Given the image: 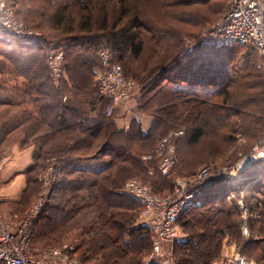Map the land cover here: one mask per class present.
I'll return each instance as SVG.
<instances>
[{"label": "trees", "instance_id": "1", "mask_svg": "<svg viewBox=\"0 0 264 264\" xmlns=\"http://www.w3.org/2000/svg\"><path fill=\"white\" fill-rule=\"evenodd\" d=\"M10 1L17 16L22 17L23 6L34 3ZM212 1L59 0L56 4L49 0L57 7L48 23L33 24L29 16L25 17L30 30L42 32L39 43L23 47L15 41H0V152L15 143L23 149L33 148L34 163L28 172L37 175L44 163L54 158L52 162L63 174L51 185V196L35 224L30 246L35 241L59 242L63 233L81 229L75 255L83 261L127 264L123 260L133 255L132 262L141 264L154 234L139 224L143 209L125 191L126 182L144 169L147 177H153V181L149 179L153 191L167 196L173 191L175 181L171 178L182 161L181 145H197L211 121L215 130L224 129L222 136L226 137L240 118L233 106L245 113L255 109L264 113V91L253 85L248 73L254 68L248 63L252 55L249 49L255 52L252 47L205 45L200 40L191 52L181 47L182 30L175 21L194 22L196 14L178 8ZM148 6L156 7L171 21L150 18ZM28 9L27 14L31 7ZM165 30L169 33H160ZM104 47L111 52L112 64L121 65L123 71L127 66L129 73L140 79L137 110L153 118L147 131L137 120L128 130L120 129L115 121L118 110L107 116L110 102L100 96L95 82L97 71L103 68L99 53ZM164 47H172L173 53L155 59L152 67L142 62L144 69H135L133 63L141 60L147 48L156 58ZM54 52H62L64 57V76L57 82L47 64ZM210 52L225 62L214 65ZM241 72L244 80L239 79ZM77 97H82L84 104L71 101ZM181 125L188 132L173 140L178 163L170 175L159 172L158 160L149 162L151 168L146 167L142 157L154 153L158 143ZM98 156L108 159L104 168L92 171L83 166ZM193 171L186 165L181 169L187 177L198 173ZM259 173L262 177L244 191ZM243 176L248 178L241 183L209 180L194 187L199 190L195 202L177 222L182 236L174 246L177 264H217L228 244L237 245L251 264H264V162L250 167ZM242 191L250 211V230L257 232L251 239H245L242 232L244 220L238 205ZM81 216L84 225L80 221L71 225ZM91 216L96 219L86 222ZM69 221V226L55 228L56 222Z\"/></svg>", "mask_w": 264, "mask_h": 264}, {"label": "built area", "instance_id": "2", "mask_svg": "<svg viewBox=\"0 0 264 264\" xmlns=\"http://www.w3.org/2000/svg\"><path fill=\"white\" fill-rule=\"evenodd\" d=\"M41 37V33L30 30L18 18L15 6L10 0H0V41H15L23 47H33L39 43ZM202 39L205 45L250 46L259 56L264 57V0H231L227 13L207 28L202 34ZM194 44L192 40L186 41L189 51H193ZM103 49L99 54L103 68L97 71L95 82L100 96L110 102L107 116H111L115 110L129 108L135 96L138 95V85L133 79L125 76L121 65L111 63V52L108 47ZM63 59L62 52L51 53L48 57V68L55 81H59L64 75ZM184 135V130L166 135L158 143L154 153L143 157V162L148 164L153 160H158L159 172L166 177L169 176L173 167L178 163L173 140ZM260 162H264V131L250 154L240 162L225 166L208 165L191 178H179L173 191L167 196L161 197L154 193L151 186L142 180L128 181L125 184V191L140 203L143 208L144 225L154 234L151 257L155 258L160 255L164 264H170L166 258L172 256L173 247L182 239L177 225L178 219L185 209L194 204L199 193V190L194 187L209 180L241 183L246 180L243 173ZM257 178L259 176L248 182L245 189L249 184L257 181ZM244 191L238 196V205L243 214V235L248 237L250 211L244 203ZM231 196L235 198L234 194ZM48 201L49 193H42L25 217L18 222L8 221L6 217L0 215V264H85L75 257L73 244L51 247L40 251L37 257L31 255L30 243L35 224ZM220 264L251 263L237 253L233 257L224 258Z\"/></svg>", "mask_w": 264, "mask_h": 264}, {"label": "rangeland", "instance_id": "3", "mask_svg": "<svg viewBox=\"0 0 264 264\" xmlns=\"http://www.w3.org/2000/svg\"><path fill=\"white\" fill-rule=\"evenodd\" d=\"M33 1L34 3H32L29 6L31 7V12L29 11V13L27 14L26 12L27 10H29L28 9L29 7L25 8L23 6L22 15L24 18L20 15L18 16V18L21 21H23V23L26 26H27L26 23L28 21L25 20V17L27 16L30 17V19L33 21V24H37V23L40 24L39 23L40 21L48 23L50 16L53 15V12L55 11L57 6H55L54 3L52 4L48 3L49 0H33ZM57 1L59 0H54L56 4L58 3ZM230 2L231 0H214L210 4H204V5L196 4V5H190L189 7H179L178 9L181 11H188L190 13H193L194 16L196 14V17H193L196 22L194 21V22H188L186 24H181L175 21L176 24L180 25L178 26V28L182 30V36L180 35L181 36L180 37L181 47L186 48L188 52H191L186 47L187 40H192L193 42H195L194 44L195 47L198 44L199 40L203 42L202 34L205 33L208 27L213 25L221 17H223V15L227 13ZM219 8H220V14H219ZM147 9H148L150 18L154 19L155 21L157 22L161 21L163 23L171 21V18L168 15H165V14L163 15L162 11H159L156 7L148 6ZM36 31L42 34L40 30L39 31L36 30ZM160 33H169V32L165 30V31H161ZM172 38H175V37L173 36ZM105 43L107 44V42ZM172 50H173L172 47L170 48L164 47L162 48V51L155 58L154 56L152 57V50L150 48H147L141 60L138 62H135V64L133 63V66L135 67L136 70H142L144 69L142 62H147V64H149V67H152L155 63V59L158 60L164 54L165 56H170L173 53ZM249 50L252 52V55H250L251 57H249L248 63L254 66V68L253 67L250 68L248 72L252 75V77L250 78V81H252L253 85L257 89L264 91V57L259 56L251 48ZM218 53H221V52L218 51ZM212 54L213 52H210L208 55L211 56ZM215 55L216 53L211 56L214 58V62H213L215 63L214 65L217 64L221 66V64L224 63L225 60L222 59V57H220L219 55H217L216 57ZM151 57L153 58V60ZM201 58L202 56H200V61L198 59L197 61L201 62L202 60ZM130 67L131 66H129V70H130ZM63 68H64V61H63ZM124 71H125V76L130 79H133L135 83L138 85V90H137L138 95H136L134 99L136 100V103H137L138 97L140 95L139 94V87H140L139 83H141V81L136 75H132L129 73V71L127 70V66H124ZM243 75H244V72L241 75H239L240 80H244ZM239 101L240 100H236V102L238 103ZM233 109L236 110L237 113H239L240 118L238 117L239 120H237L238 121L237 126H235V128H232V131H227L228 135L226 137L222 136L224 129H220L217 127L218 130L217 129L215 130V128L211 125L214 122L211 121L209 128L208 126L206 127L205 137L197 145L191 146V147H188V146L185 147L181 145L182 147L181 154H183L182 155L183 163L181 161V163L177 166L176 168L177 170L174 172V176L171 178L172 181H175L176 183V181L179 178H183V177L191 178V177H187L186 175H184V173L181 172V169L183 167L185 168V165L186 167H189L190 170L192 171L194 170L197 172L203 167L208 166V165L225 166V165H230L233 163H238L240 162V160H242L244 157L250 154L253 146L259 141V139L261 138L263 134L264 113H262L259 110L256 111V109L251 112L245 113L244 111H241L240 108H237L236 106H233ZM136 111L140 113L137 110V108H136ZM120 112L121 111L118 110L115 115L118 116ZM242 113H245V115L240 116V114ZM144 116L152 117L150 115H144ZM233 119L236 120L235 118ZM186 129L187 128L184 125L178 126L176 128L177 131L184 130L185 135H186V132H188V129L187 130ZM176 130H172L171 132L173 131L176 132ZM12 142H15V141H12ZM12 145L9 147L3 148L2 149L3 152H0V168H1L0 169V215H3L4 217H6L8 221L18 222V221H21L25 217L27 212H29L33 204L39 199V196L42 193L44 192L49 193V198H50L51 193H52L51 185L56 180L57 175L60 176L62 172L60 173L59 169L56 168L55 166V162H52L54 158L49 159L48 162L46 161L43 165V168L40 170V172L37 175H35V173L33 174L32 172H28L29 168L33 166L34 159L33 158L30 159V158L11 157L12 153L15 154V152H13L12 149L14 148V149H19L22 151V150H29L33 148L23 149V148H20L17 143H15V145L13 146ZM136 147H138V145ZM85 162L83 163V165L85 164ZM143 164L146 167L148 166L149 168H151L150 166L151 163L145 164L143 162ZM7 168L9 170H6ZM186 174L190 175L191 173H186ZM150 175H153V174L151 173ZM53 178H55L54 181H52ZM133 179L142 180L148 183L151 186L152 191H153L154 186H152L153 183H151L153 181V177H151L152 181L150 182L151 179L150 177H147L144 169H141L140 171L134 173L133 177L130 178V180H133ZM101 201L104 202V200H101ZM85 212L86 210H84V213ZM60 216H61V213L57 214L55 216L56 220H58ZM77 218H75V220L72 221V224L70 221L67 222L66 224L56 222L55 228L60 229L62 227H65V225L67 226H69L70 224L73 225L75 222L77 224L78 221H80V224L83 223L84 225V220L81 221L82 216L79 217L78 219ZM94 218L95 216H91L89 219L86 220V222H90L94 220ZM144 222L145 221H144L143 212H142L140 219H139V224H145ZM251 231L252 230H250L248 237H244V235L243 237L245 239L246 238L251 239V237H254V238L257 237V234H256L257 232L251 233ZM81 233H82L81 229L72 230L68 233H63V236L59 242L45 241L44 243H42V242L35 241L33 245L30 246V253L32 256L37 257L36 255L40 251L48 250L51 247H57V246L64 245V244H71V245L73 244L74 246H76L79 240L78 237L80 236ZM111 234H114V233H111ZM128 240L129 239H125L124 242L126 243L128 242ZM102 253H104V251ZM152 254H153V244H152L151 249L147 253L143 252V256H141V264H164L162 262V258L160 257V255L156 256L155 258L154 257L152 258L151 257ZM74 255H75V251H74ZM75 257L77 256L75 255ZM77 258L83 261L81 258L79 257ZM132 259H134V256L129 255L125 258V260H123V262L126 261L127 264H135V262H132ZM166 259L170 262V264H177V260L174 256V247L172 249V256H168V258ZM222 260L224 259L221 258V260L217 264H220ZM83 262L85 264H94V263H88L85 261Z\"/></svg>", "mask_w": 264, "mask_h": 264}, {"label": "crops", "instance_id": "4", "mask_svg": "<svg viewBox=\"0 0 264 264\" xmlns=\"http://www.w3.org/2000/svg\"><path fill=\"white\" fill-rule=\"evenodd\" d=\"M64 101H66V98L64 99ZM71 101L75 102V104H77V103H83L84 104V102H83L84 100L82 97L71 98ZM136 108H137V103H136V100H134L129 105L128 109L120 110L121 112L118 114L117 118L115 119L116 124L120 129L128 130L131 127L132 122L134 120L140 121L142 129L144 131H147L151 127V124L153 123V118L147 117V116H144V114L138 113L136 111ZM145 127H147V128H145ZM12 151L15 152V154L12 153L11 157L32 159L34 156V150L33 149L21 151L19 149L13 148ZM107 163H108L107 158H105L104 156H98L92 160H87L83 166L87 169L92 170V171H99L102 168H104L107 165ZM8 168L6 170H9ZM258 176H259V178H257V180L262 177L260 175V173L257 174V177ZM245 178L247 179L248 176H245ZM250 181H252V180H250ZM251 185L249 184L247 188H249ZM243 225H244V222H243ZM243 225H242V228H243ZM251 233H252V231H251ZM237 253H239V249H238L237 245H235V244L225 245L224 249H223V253H222V259L228 258V257H233Z\"/></svg>", "mask_w": 264, "mask_h": 264}]
</instances>
